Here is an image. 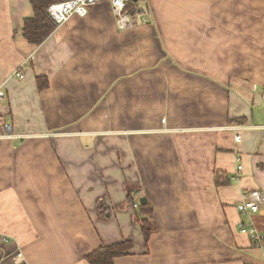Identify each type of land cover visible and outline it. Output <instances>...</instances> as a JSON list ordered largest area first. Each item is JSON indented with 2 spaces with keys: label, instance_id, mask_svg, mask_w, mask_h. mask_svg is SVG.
<instances>
[{
  "label": "crops",
  "instance_id": "crops-1",
  "mask_svg": "<svg viewBox=\"0 0 264 264\" xmlns=\"http://www.w3.org/2000/svg\"><path fill=\"white\" fill-rule=\"evenodd\" d=\"M138 5L146 24L118 30L102 1L37 45L29 0H0V264H88L121 240L114 264H263L235 204L264 193V0ZM253 219L264 234V202Z\"/></svg>",
  "mask_w": 264,
  "mask_h": 264
},
{
  "label": "trees",
  "instance_id": "trees-1",
  "mask_svg": "<svg viewBox=\"0 0 264 264\" xmlns=\"http://www.w3.org/2000/svg\"><path fill=\"white\" fill-rule=\"evenodd\" d=\"M59 1L62 0H29L33 15L24 19L22 27L23 36L28 43L41 44L55 29L56 23L50 17L47 8L50 4ZM128 7L131 11H134L135 8H139V5L138 2H136L135 4H129ZM140 11L144 10L140 9ZM35 81L39 90H44L49 86L46 76L38 75ZM239 120L242 119H238L237 121ZM229 182V175L227 173L219 170L214 171V185L216 187L228 185ZM128 200L131 201L130 198H128ZM135 209V219L139 223L145 248H147L150 236L156 231L153 209L146 199L144 203L138 202ZM95 213L100 219H109L112 214L109 206L104 200L97 201ZM132 247L133 245L130 240H121L112 244H100L98 248L85 255L84 260L88 264H114L116 258L129 255Z\"/></svg>",
  "mask_w": 264,
  "mask_h": 264
},
{
  "label": "built area",
  "instance_id": "built-area-1",
  "mask_svg": "<svg viewBox=\"0 0 264 264\" xmlns=\"http://www.w3.org/2000/svg\"><path fill=\"white\" fill-rule=\"evenodd\" d=\"M107 1L111 6V10L114 15L115 24L118 30H126L129 28L137 27L148 22L146 17H141V11L139 8H135L131 11L128 7L129 4H135L131 0H62L49 5L47 12L50 17L56 23V26L67 21L70 17L84 16L88 13L91 6ZM33 59V56H29L28 60ZM14 75L18 79L23 78V74L20 70H16ZM4 91L0 89V100L4 98ZM261 96L264 100V89L261 91ZM8 130V136L10 137L11 127L6 125ZM233 130H237V126H232ZM234 139L238 141L240 135L237 133ZM241 166H238L237 170H240ZM264 202V193L260 190H249L243 191L240 194V199L236 204V209L245 220H241L239 224V232L246 235L252 242L253 246L260 247L264 243V234L258 229L255 221L253 219L254 214H256ZM134 208L137 207V203H133ZM264 257V253H263ZM22 259V254L18 252L15 261H20ZM264 264V259H263Z\"/></svg>",
  "mask_w": 264,
  "mask_h": 264
},
{
  "label": "water",
  "instance_id": "water-1",
  "mask_svg": "<svg viewBox=\"0 0 264 264\" xmlns=\"http://www.w3.org/2000/svg\"><path fill=\"white\" fill-rule=\"evenodd\" d=\"M132 2H134V3H136V2H138V0H131ZM145 202V199L144 198H141L140 199V203H144Z\"/></svg>",
  "mask_w": 264,
  "mask_h": 264
},
{
  "label": "rangeland",
  "instance_id": "rangeland-1",
  "mask_svg": "<svg viewBox=\"0 0 264 264\" xmlns=\"http://www.w3.org/2000/svg\"><path fill=\"white\" fill-rule=\"evenodd\" d=\"M6 129V128H5ZM7 130V129H6ZM8 131V130H7ZM7 136V135H4V137Z\"/></svg>",
  "mask_w": 264,
  "mask_h": 264
}]
</instances>
